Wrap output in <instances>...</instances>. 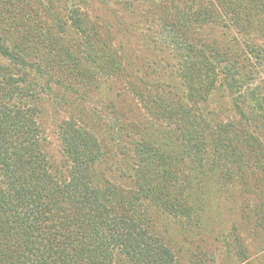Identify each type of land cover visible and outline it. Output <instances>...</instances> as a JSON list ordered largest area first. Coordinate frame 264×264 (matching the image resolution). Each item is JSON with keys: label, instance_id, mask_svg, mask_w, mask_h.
Here are the masks:
<instances>
[{"label": "trees", "instance_id": "trees-1", "mask_svg": "<svg viewBox=\"0 0 264 264\" xmlns=\"http://www.w3.org/2000/svg\"><path fill=\"white\" fill-rule=\"evenodd\" d=\"M113 1L130 10L135 0ZM145 3L160 20L154 40L156 52L144 57L141 65L131 63L130 59L127 65L143 73L142 80L169 83L172 87L165 94L179 103L184 98L180 89L186 90L197 109L191 115L193 122L190 121L188 131L200 136H190V146L199 147V139L203 145L213 139L219 148L217 165H233L236 173L232 179L236 175L241 187L228 184L220 195L228 200L233 194L234 205L244 206L245 225H250L253 241L263 250L264 0ZM41 20L35 22L27 13L23 22H18L27 47L34 48L38 58L51 54L62 63L67 61L80 68L72 55L71 42L57 43L52 28L45 22L39 23ZM171 57L181 60L180 82L176 75L173 78L168 74L171 64L166 61ZM108 59L113 65L107 71L125 73L126 63L112 56ZM40 67L36 69L41 71ZM219 70L224 90L220 100L212 95L217 88L210 87ZM57 81L60 85L61 80ZM153 96L160 101V113L172 117L179 108L188 112L182 104L178 107V103L158 94ZM224 98L235 107L240 119H220L218 112L225 105ZM37 109L42 112L38 106L0 104V264H113L115 250L132 264H175L180 249L176 251L165 238L169 220H176L183 231L194 236L202 225L206 232L213 231V219L222 217L223 205L216 202L218 199L207 204L211 215L206 216V212L200 211L199 200L190 203L189 197L175 189L176 168L163 162V152L148 137L141 138L130 149H122L107 133L97 137L81 120L78 123L75 118L64 119L58 128L62 156L69 163L51 164L42 149ZM119 129H128V125L121 123ZM100 157L121 164L120 177L129 176L131 185L125 188L111 178L99 176L101 166L96 168L101 164ZM125 157L139 162L138 167L131 168V174L124 167ZM228 172L221 178L230 181L232 173ZM233 224L236 234L238 226ZM236 238L239 249L246 253L244 242L238 235ZM216 253L211 255L214 261L218 260ZM260 260L264 261V254Z\"/></svg>", "mask_w": 264, "mask_h": 264}, {"label": "rangeland", "instance_id": "rangeland-1", "mask_svg": "<svg viewBox=\"0 0 264 264\" xmlns=\"http://www.w3.org/2000/svg\"><path fill=\"white\" fill-rule=\"evenodd\" d=\"M138 1L143 2L138 4ZM145 1L135 0L133 7L127 10L113 0H0V104L41 107L42 112L37 109L35 116L42 133V149L51 164L64 161L68 166L69 163L62 156L63 143L58 128L64 119L71 118L78 123L81 120L94 130L97 137L106 136L107 133L122 149H130L135 142L148 137L163 152V162L176 168L175 189L184 197H189L190 203L199 200L202 214L206 212V216L211 215L207 206L216 199L219 200L216 201L218 204L223 205L220 211L222 217L218 215L213 219V231L206 232L202 225L198 229L199 233L192 236L183 231L176 220L170 219L169 224L166 222L169 230L165 238L172 242L176 251L180 249L179 253L176 252L179 261L175 264H264L260 260L264 249L253 241L250 225H245L246 220L242 214L244 206L234 205L236 201L233 194L228 200H223L220 195L221 189L228 187V184L234 188L241 187L236 175L232 179L236 173L235 168L225 162L217 165L220 160L219 148L213 139L207 140L206 145L199 139V147L190 146V136H200L188 131L190 121L193 122L191 115L197 109H194L191 99L186 96V90L180 89L184 98L179 103L174 97L165 94L172 87L169 83L156 84L150 78L142 80L140 76L144 74L128 66L129 59L131 63L141 65L144 57L156 52L154 40L160 20L152 15ZM27 13L35 22L42 18L39 23L45 22L52 28L57 43L64 41L68 45L71 42L72 55L80 68H75L67 61L62 63L51 54L38 58L34 48L31 50L27 47L21 28L17 27ZM59 27L63 31L60 32ZM109 53L118 62L126 63L123 75L106 70H110L113 65L108 59L111 57ZM174 59L171 57L170 61H166L171 64L168 74L173 78L176 75L180 82L181 60ZM41 65V71L37 70L36 67ZM57 79L61 80L62 86L57 83ZM210 87L217 88L212 91V95L220 100L219 96L224 93L222 71L217 72ZM155 94L173 104L178 103V107L181 104L188 107L190 114L182 108L175 111L172 117L160 113L157 106L160 101L153 96ZM223 101L225 105L218 112L220 119H240L228 99L224 98ZM115 117L119 118L117 122ZM206 117L210 119L209 115ZM121 123L127 124L128 129L120 131ZM114 127L116 130L113 132ZM248 128L255 133L252 127ZM118 132L123 134L119 135ZM129 159L125 157L124 167L131 174V168L138 167L139 162ZM99 162L101 164L96 168L101 166L99 176L111 178L112 182H119L117 184L125 188L131 185L129 176L120 177L121 164L112 163L103 157H100ZM106 166L111 169L106 171ZM226 172L232 173L230 181L221 178ZM205 190L206 193H203ZM206 216L203 218L206 219ZM233 223L238 226L236 234L232 231ZM236 235L244 242L246 253L239 249ZM215 251L218 260L214 261L211 255H215ZM112 262L132 264L119 250L114 251Z\"/></svg>", "mask_w": 264, "mask_h": 264}]
</instances>
